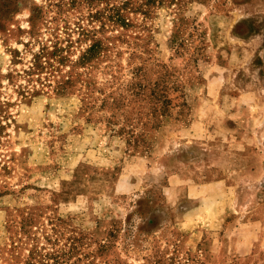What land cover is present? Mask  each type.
Masks as SVG:
<instances>
[{
	"label": "rangeland",
	"instance_id": "obj_1",
	"mask_svg": "<svg viewBox=\"0 0 264 264\" xmlns=\"http://www.w3.org/2000/svg\"><path fill=\"white\" fill-rule=\"evenodd\" d=\"M0 264H264V0H0Z\"/></svg>",
	"mask_w": 264,
	"mask_h": 264
},
{
	"label": "trees",
	"instance_id": "obj_2",
	"mask_svg": "<svg viewBox=\"0 0 264 264\" xmlns=\"http://www.w3.org/2000/svg\"><path fill=\"white\" fill-rule=\"evenodd\" d=\"M196 49V46L193 48ZM157 84H154V87L150 90L149 99L151 102L150 113L152 117L151 122H155L154 127L158 125V120L156 118L166 116L170 113L172 107H185V102L182 98V95L179 94L176 98L168 97V89L166 86H161L157 88ZM172 92H177V88L170 86ZM178 100V101H177ZM179 108V109H180ZM131 133V132H130Z\"/></svg>",
	"mask_w": 264,
	"mask_h": 264
}]
</instances>
